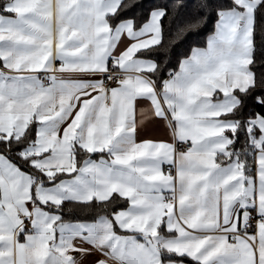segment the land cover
I'll use <instances>...</instances> for the list:
<instances>
[{"label": "snow or ice", "instance_id": "snow-or-ice-1", "mask_svg": "<svg viewBox=\"0 0 264 264\" xmlns=\"http://www.w3.org/2000/svg\"><path fill=\"white\" fill-rule=\"evenodd\" d=\"M93 254L264 264V0H0V264Z\"/></svg>", "mask_w": 264, "mask_h": 264}, {"label": "trees", "instance_id": "trees-1", "mask_svg": "<svg viewBox=\"0 0 264 264\" xmlns=\"http://www.w3.org/2000/svg\"><path fill=\"white\" fill-rule=\"evenodd\" d=\"M176 0H142V3L144 4H151V3H175ZM198 2V0H187V3L189 5H194ZM210 17L211 19L209 20V22L200 30V33L198 36H189L186 40L185 43L181 44L180 47L177 49V52H183V53H187L188 50L190 49V47L192 46H199V47H203L205 46V41L207 36L213 31V27H214V23H215V17L214 14L210 13ZM177 56L173 55L170 62H169V67L172 68H177ZM165 77L167 75V72L165 71L164 73ZM250 106H251V102H250ZM260 108H256V111H260ZM254 174V173H253ZM121 207H126V204L121 203L120 205Z\"/></svg>", "mask_w": 264, "mask_h": 264}, {"label": "crops", "instance_id": "crops-1", "mask_svg": "<svg viewBox=\"0 0 264 264\" xmlns=\"http://www.w3.org/2000/svg\"><path fill=\"white\" fill-rule=\"evenodd\" d=\"M146 138H153V139H159V140H170V137L167 134V131L164 129H160L157 131H149L146 133ZM97 158L98 157H94ZM167 166H165V169ZM98 258V254L90 255L83 259L82 264H93V261Z\"/></svg>", "mask_w": 264, "mask_h": 264}, {"label": "built area", "instance_id": "built-area-1", "mask_svg": "<svg viewBox=\"0 0 264 264\" xmlns=\"http://www.w3.org/2000/svg\"><path fill=\"white\" fill-rule=\"evenodd\" d=\"M167 76V75H166ZM26 226H28V225H26Z\"/></svg>", "mask_w": 264, "mask_h": 264}]
</instances>
